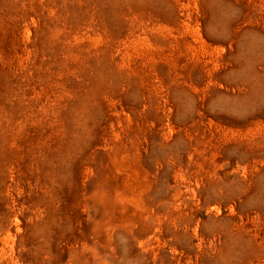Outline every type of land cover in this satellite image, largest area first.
Instances as JSON below:
<instances>
[{
	"label": "rangeland",
	"instance_id": "1",
	"mask_svg": "<svg viewBox=\"0 0 264 264\" xmlns=\"http://www.w3.org/2000/svg\"><path fill=\"white\" fill-rule=\"evenodd\" d=\"M0 264H264V0H0Z\"/></svg>",
	"mask_w": 264,
	"mask_h": 264
}]
</instances>
